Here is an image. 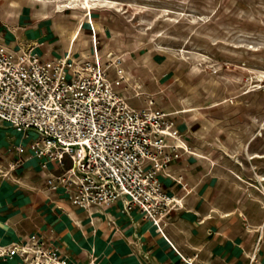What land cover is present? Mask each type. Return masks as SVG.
Returning a JSON list of instances; mask_svg holds the SVG:
<instances>
[{
	"label": "rangeland",
	"instance_id": "374dc122",
	"mask_svg": "<svg viewBox=\"0 0 264 264\" xmlns=\"http://www.w3.org/2000/svg\"><path fill=\"white\" fill-rule=\"evenodd\" d=\"M20 20L48 33L53 57L98 61L131 107L153 100L167 113L172 165L187 166L190 185L170 169L164 177L229 213L242 260L264 264V2L0 0V28L14 32L15 47L37 46L15 33ZM112 227L120 230L115 219Z\"/></svg>",
	"mask_w": 264,
	"mask_h": 264
},
{
	"label": "built area",
	"instance_id": "2783aa9c",
	"mask_svg": "<svg viewBox=\"0 0 264 264\" xmlns=\"http://www.w3.org/2000/svg\"><path fill=\"white\" fill-rule=\"evenodd\" d=\"M33 49L0 43V123L35 134L28 149L41 169L50 163L61 170L45 175L47 186L61 187L75 208L103 210L120 200L125 211L137 209L158 226L173 201L159 176H169L178 149L169 141L168 114L153 100L131 107L96 60L44 61ZM14 257L20 264H67L55 237L42 232L0 245V261Z\"/></svg>",
	"mask_w": 264,
	"mask_h": 264
},
{
	"label": "crops",
	"instance_id": "0c3cea01",
	"mask_svg": "<svg viewBox=\"0 0 264 264\" xmlns=\"http://www.w3.org/2000/svg\"><path fill=\"white\" fill-rule=\"evenodd\" d=\"M20 21L13 27L15 33L37 43L33 53L44 61L59 58L46 51L43 38L47 32ZM0 39L17 48L14 32L8 27L0 28ZM34 139L32 131L19 133L0 123V245L42 232L55 237L67 264H88L92 253L99 264H246L241 257L245 245L240 237H231L229 213L207 207L203 191L186 193L171 178L159 176L164 193L181 201L183 208L167 211L158 226L137 209L125 211L120 200L106 209L88 212L72 206L61 187L49 189L45 175L61 170L50 163L46 171L41 169L40 159L28 149ZM18 146L24 147L22 155L15 152ZM16 160L20 165L10 167ZM186 167L172 165L170 170L182 175L189 186ZM213 213L216 220L211 219ZM110 219H115L120 230L106 228ZM0 264H20V260L14 257Z\"/></svg>",
	"mask_w": 264,
	"mask_h": 264
},
{
	"label": "trees",
	"instance_id": "16d2710c",
	"mask_svg": "<svg viewBox=\"0 0 264 264\" xmlns=\"http://www.w3.org/2000/svg\"><path fill=\"white\" fill-rule=\"evenodd\" d=\"M240 2L252 1V0H239ZM260 1V0H259ZM264 2V0H262Z\"/></svg>",
	"mask_w": 264,
	"mask_h": 264
}]
</instances>
